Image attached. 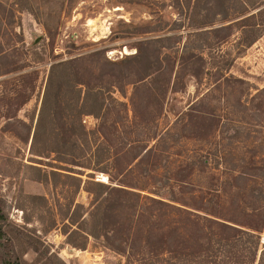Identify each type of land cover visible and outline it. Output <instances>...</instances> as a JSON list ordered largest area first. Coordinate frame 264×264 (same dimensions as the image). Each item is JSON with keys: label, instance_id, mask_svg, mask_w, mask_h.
I'll list each match as a JSON object with an SVG mask.
<instances>
[{"label": "rangeland", "instance_id": "374dc122", "mask_svg": "<svg viewBox=\"0 0 264 264\" xmlns=\"http://www.w3.org/2000/svg\"><path fill=\"white\" fill-rule=\"evenodd\" d=\"M136 1L0 0L4 211L22 225L24 206L27 226L66 264H224L219 254L210 259L207 239L198 238L206 231L204 216L229 222L238 213L264 210V10L247 21L254 42L243 46L241 29L232 24L242 0ZM250 2L264 7V0ZM61 61L68 62L67 77L76 88H93L106 98L103 125L91 133L102 120L82 115L88 133L75 130L70 148L61 138L71 125L76 129V110L63 106L66 92L49 80L51 64ZM48 82L52 134L39 146L63 152L38 157L32 136ZM147 146L155 153L147 156ZM65 166L82 180L76 193L63 184ZM44 173L49 180H34ZM88 180L150 195L165 186L161 194L187 203L197 226L156 229L151 240L177 243L188 254L164 249L148 256L145 231L132 236L139 250L133 256L93 239L76 249L65 242L60 225L42 232L48 214L29 209L24 194L45 195L50 216L58 218L69 199L89 208ZM191 241L192 249L186 247ZM34 257L29 250L24 259Z\"/></svg>", "mask_w": 264, "mask_h": 264}, {"label": "trees", "instance_id": "16d2710c", "mask_svg": "<svg viewBox=\"0 0 264 264\" xmlns=\"http://www.w3.org/2000/svg\"><path fill=\"white\" fill-rule=\"evenodd\" d=\"M136 3H140V0H137ZM242 3L243 8L238 11L240 18L232 24L237 23L241 29L242 35L238 43L247 46L254 42V38L251 36L252 31L249 33L250 24L246 23L256 14H261L264 7L260 8L262 3H254L250 0H242ZM254 9L258 10L250 13ZM260 25H264V20ZM249 28L250 30H248ZM67 63V61L52 63L49 80L54 78L56 83L68 94L65 93L66 98L61 100V103H64L66 99L63 106L68 107L69 110H76V115L71 117L72 121L76 122V129L71 125V131H65V137L61 138L63 147L70 148V137L75 130L80 131L81 134L88 133L82 122V115H92L102 120L98 127L90 130L91 133L97 132V128L103 125L102 110L106 98L102 92L94 91L93 88L83 90L76 88L77 84L70 83L66 71ZM50 86L51 82H48L32 136V152L38 157H48L46 155L52 152H63L59 147L43 149L39 146L40 138L46 139L48 135L52 134L49 120H51L50 117L54 108L50 99ZM31 120L33 122V119ZM73 129L74 131H72ZM144 153L148 154L147 156L154 154L155 147L147 146ZM31 167L36 170L39 169L35 165H31ZM70 169L74 168L66 167L63 169L67 171L62 173L66 179L63 184L73 187V193H76L75 187L78 189L82 180L73 175L74 171ZM100 171L108 173L109 177L111 176L105 167H101ZM46 179L49 180L47 173H44L43 177L34 178L39 182H45ZM77 180L80 182H76ZM174 184L178 185V182L175 180ZM171 186L173 188L175 185L171 184ZM164 187L152 188L154 190L148 192L154 195H150L140 194L123 186H114L109 182L88 180L85 190L91 195L89 208L82 203L73 204V200L69 199L65 204V212L58 218L50 216L51 206L45 195L24 194L23 197L27 201L29 209L38 212L42 210L48 214V222L42 232L57 228L60 225V231L65 236V242L76 249L84 250L88 240L93 239L102 242L104 246L114 251H126L130 256H133L138 254L139 250L132 236L140 231H145L148 256L159 255L164 249L171 255L178 252L188 254L187 252L183 253L182 249L178 248L179 244L177 243L164 245L159 240H151L156 229L167 227L172 233L179 231L180 228L187 229L190 225L197 226L191 210L188 209L189 205L177 197H167L161 194ZM72 204L73 208H71ZM4 209L5 201L0 197V264H66L44 245L34 228L27 226L29 218L25 214L26 208L24 206L20 207L24 220L22 225L12 221ZM180 214L189 215L190 218L187 221L176 218ZM204 219L207 221V224L203 225V229L206 231L203 232L201 228L203 234H199L198 238L207 239L205 251L210 259L219 254L223 257L224 264H264V243L260 242V237L264 231V210L259 211L254 208L250 212L238 213L229 222L207 216H204ZM192 245L193 241L186 247L192 249ZM181 247L186 249L182 245ZM29 250L35 253L31 262L24 259ZM212 262L215 263V260Z\"/></svg>", "mask_w": 264, "mask_h": 264}, {"label": "bare ground", "instance_id": "6f19581e", "mask_svg": "<svg viewBox=\"0 0 264 264\" xmlns=\"http://www.w3.org/2000/svg\"><path fill=\"white\" fill-rule=\"evenodd\" d=\"M116 9V8H115ZM117 10V9H116ZM89 22H90V24H91V22H92V20H89ZM103 27V26H102ZM92 28V27H91ZM93 29V28H92Z\"/></svg>", "mask_w": 264, "mask_h": 264}, {"label": "water", "instance_id": "95a60500", "mask_svg": "<svg viewBox=\"0 0 264 264\" xmlns=\"http://www.w3.org/2000/svg\"><path fill=\"white\" fill-rule=\"evenodd\" d=\"M262 242L264 243V240Z\"/></svg>", "mask_w": 264, "mask_h": 264}]
</instances>
